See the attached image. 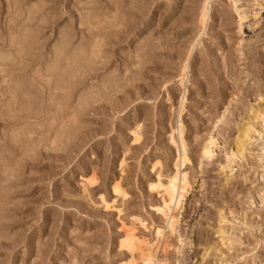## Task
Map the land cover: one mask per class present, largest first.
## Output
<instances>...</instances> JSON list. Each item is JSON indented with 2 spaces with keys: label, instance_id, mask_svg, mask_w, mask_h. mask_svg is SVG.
I'll list each match as a JSON object with an SVG mask.
<instances>
[{
  "label": "rangeland",
  "instance_id": "rangeland-1",
  "mask_svg": "<svg viewBox=\"0 0 264 264\" xmlns=\"http://www.w3.org/2000/svg\"><path fill=\"white\" fill-rule=\"evenodd\" d=\"M127 234L264 264V0H0V264H143Z\"/></svg>",
  "mask_w": 264,
  "mask_h": 264
},
{
  "label": "bare ground",
  "instance_id": "bare-ground-1",
  "mask_svg": "<svg viewBox=\"0 0 264 264\" xmlns=\"http://www.w3.org/2000/svg\"><path fill=\"white\" fill-rule=\"evenodd\" d=\"M204 15H205V13L202 14L203 18L205 17ZM177 124H179V126L177 125L178 126L177 127V133L179 135V144L178 145L180 146L181 154H179L180 156H178V159L176 160V164H177L176 172L174 173V175L169 177V179L167 180V182L165 184H162V182L158 181L156 184L151 185L152 189L154 188L155 190L156 189L160 190L158 192L160 193V196H161V206L156 208V210L166 217L167 227L170 230H173V226H174L173 211L179 206L181 199H182V192L187 187V180H186L185 174H181L178 171L179 165L180 164L182 165L186 161L187 155L185 156V148H184L185 146H184L183 139H182V130L180 129V126L182 124H180V122H178ZM170 140L172 143L176 144V142L173 139L172 134L170 135ZM212 143H213V141L210 140L209 145L210 144L212 145ZM207 149H208V147H206V151H207ZM113 190H114V192L118 193L119 192L118 186H115L113 188ZM157 235L158 236L162 235L160 229L157 230ZM136 240L138 241V239H134L133 237H131L130 235L127 234L125 239H123L120 246L127 248L132 254L136 251H139L141 253L143 264H152V262H153V260H152L153 257L151 254L152 250L148 251L147 253L143 250L145 252L144 253L141 250V248L139 247V245L137 244Z\"/></svg>",
  "mask_w": 264,
  "mask_h": 264
}]
</instances>
